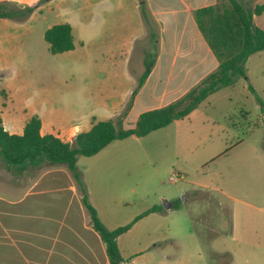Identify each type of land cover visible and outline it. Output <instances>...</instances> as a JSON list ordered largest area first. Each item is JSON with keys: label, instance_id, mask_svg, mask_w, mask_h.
I'll use <instances>...</instances> for the list:
<instances>
[{"label": "rangeland", "instance_id": "1", "mask_svg": "<svg viewBox=\"0 0 264 264\" xmlns=\"http://www.w3.org/2000/svg\"><path fill=\"white\" fill-rule=\"evenodd\" d=\"M60 2L0 3L26 11L20 20L32 26L29 34H22L15 67L0 73V104L7 98L2 94L6 88L13 93L17 111L42 117L58 114L65 120L94 111L98 118H106L101 108L109 81L108 73L94 62L97 42L82 46L76 32L74 51L53 54L44 39L47 26L89 17V11L76 12L82 3L59 6ZM241 2L250 8L264 3ZM226 5L221 0L220 7ZM253 21L264 29V13ZM138 64L134 56L135 70ZM246 67V79L215 93L194 116L143 138L117 141L107 155L78 157V166L91 173L90 162L99 159L98 179L117 183L109 198L93 195L109 207L112 226L129 224L152 206H162L163 200L175 205L165 212L162 223L146 218L136 231L122 236L124 264H233L238 258L264 255V112L248 89L252 86L264 100V50L251 55ZM8 112L11 108L3 113L6 124ZM189 134L197 139L187 145ZM175 174L179 178L172 183L169 178ZM0 178V195L11 196L14 179L1 160ZM90 182L97 191L98 184ZM151 240H159L157 247L150 246Z\"/></svg>", "mask_w": 264, "mask_h": 264}, {"label": "crops", "instance_id": "2", "mask_svg": "<svg viewBox=\"0 0 264 264\" xmlns=\"http://www.w3.org/2000/svg\"><path fill=\"white\" fill-rule=\"evenodd\" d=\"M16 1L0 0V3L13 4ZM65 2L82 3L76 12L89 11L88 18L82 20L78 16L66 23L71 26L74 37L75 48L72 51L76 49V32L82 46L98 44V58L94 62L102 73H108L109 89L104 99L106 103L101 108L108 116L101 119L91 111L65 120L58 114L42 117L28 110L17 111L13 108L12 91L3 88L7 98L0 104V117L9 134L21 135L33 115H38L41 120V135L51 134L70 144L78 134L91 129L93 119L115 122L120 119L124 129H131L143 112L162 108L180 99L219 66L218 59L200 31L196 12L220 6L221 0H61L59 6ZM31 28L30 23L20 19L0 18V73L15 67L14 56L21 52L22 34H29ZM134 56L136 64L139 63L137 70L132 66ZM146 61L153 62L152 70L133 95ZM246 71L248 74L247 67ZM204 102L184 119L194 116ZM7 108H11V112L6 115V124L3 113ZM186 136L187 145L196 142V137L190 138L193 134ZM117 141L88 158L107 155L109 151L106 150ZM78 163L79 158L77 168L82 175L88 200L97 210L100 220L110 230L119 227L109 224L112 218L109 207L99 204L93 197L95 193L104 198L114 194L115 179H98L99 159L90 162L94 169L92 173L90 169H81ZM2 164L11 173L14 186L11 196L0 195V264H110L106 246L91 224L81 200L82 193L66 165L43 164L18 173L9 171ZM23 179L28 180L24 182ZM90 179L98 184L97 191L90 184ZM18 181L23 183L20 187L17 186ZM200 186L207 189L206 184ZM173 205L171 203L169 210L175 208ZM166 211L162 207L137 220L126 233L136 231L138 224L146 218H151L157 225L162 223ZM126 233L118 238L124 262L121 238ZM158 242L151 240L150 246L157 247ZM254 246L262 249L258 244ZM261 254L246 256L242 261L238 258L236 263L264 264V255Z\"/></svg>", "mask_w": 264, "mask_h": 264}, {"label": "trees", "instance_id": "3", "mask_svg": "<svg viewBox=\"0 0 264 264\" xmlns=\"http://www.w3.org/2000/svg\"><path fill=\"white\" fill-rule=\"evenodd\" d=\"M226 1L227 5L224 8L213 6L196 12L200 31L219 61L218 68L180 99L162 108L143 112L133 128L124 129L120 119L117 122L111 119L100 121L93 119L91 129L78 134L70 144L51 134L41 135V120L38 115H33L26 122L21 135L9 134L4 129L0 117V159L6 168L9 171L23 173L30 167H40L43 164L66 165L82 193L81 200L90 216L91 224L106 246L110 264L124 262L118 246L119 236L130 230L137 220L161 210L162 206L155 205L129 224L108 229L88 200L82 175L77 168L78 157H91L114 141L131 136L143 138L165 128L174 121L190 115L210 95L234 86L242 78H247L246 63L249 57L264 50V29L256 26L253 21L254 16L264 13V4L250 8L241 0ZM25 12L23 9H10L6 4H0V18L20 19L26 15ZM28 12L31 10L28 9ZM44 39L53 54H62L75 48L72 28L68 23L55 24L47 28ZM152 67L153 62L146 61L144 72L138 79L133 95L144 84ZM248 89L256 96L261 111L264 112V100L257 95L252 86Z\"/></svg>", "mask_w": 264, "mask_h": 264}, {"label": "water", "instance_id": "4", "mask_svg": "<svg viewBox=\"0 0 264 264\" xmlns=\"http://www.w3.org/2000/svg\"><path fill=\"white\" fill-rule=\"evenodd\" d=\"M163 208L166 210H169L171 208V203L168 202L167 200H163Z\"/></svg>", "mask_w": 264, "mask_h": 264}, {"label": "built area", "instance_id": "5", "mask_svg": "<svg viewBox=\"0 0 264 264\" xmlns=\"http://www.w3.org/2000/svg\"><path fill=\"white\" fill-rule=\"evenodd\" d=\"M178 178H179V176L177 174H175L169 178V181L172 183H175V182H177Z\"/></svg>", "mask_w": 264, "mask_h": 264}]
</instances>
